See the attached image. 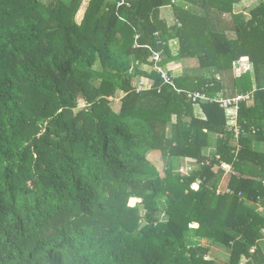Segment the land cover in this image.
Returning <instances> with one entry per match:
<instances>
[{
    "label": "trees",
    "instance_id": "obj_1",
    "mask_svg": "<svg viewBox=\"0 0 264 264\" xmlns=\"http://www.w3.org/2000/svg\"><path fill=\"white\" fill-rule=\"evenodd\" d=\"M118 2L0 0V264H264V0Z\"/></svg>",
    "mask_w": 264,
    "mask_h": 264
},
{
    "label": "built area",
    "instance_id": "obj_2",
    "mask_svg": "<svg viewBox=\"0 0 264 264\" xmlns=\"http://www.w3.org/2000/svg\"><path fill=\"white\" fill-rule=\"evenodd\" d=\"M121 2H123V0H119L118 3H121ZM145 47H148V46L145 45ZM150 59L154 63V69L160 74L161 78L163 79V82L169 85L177 94L184 93L187 99H189L192 102L208 101V100L215 101L219 105V107H221L225 111L226 118H227V122H226L227 130L233 131V136H234L233 141L236 145V150H238V135L241 131V128L237 123L238 107L241 103H246V104L251 103L253 92L252 91L238 92L230 96L218 95L214 98H211L207 96L206 94L199 92V91H186L183 89H179L174 85L169 74L165 71V69L162 66L158 65V62L160 61V53L158 51L151 50ZM239 69L236 68L235 70L237 71ZM150 86L151 84L146 83L145 81L140 80V79L135 83V89L137 92H140L144 89H148L150 88ZM179 170L186 172L187 170H189V167L186 169L180 167ZM228 171L229 169L226 168L225 172L227 173Z\"/></svg>",
    "mask_w": 264,
    "mask_h": 264
},
{
    "label": "rangeland",
    "instance_id": "obj_3",
    "mask_svg": "<svg viewBox=\"0 0 264 264\" xmlns=\"http://www.w3.org/2000/svg\"><path fill=\"white\" fill-rule=\"evenodd\" d=\"M239 8H241V6ZM159 14L161 16H165V18H167V20H170V21H171V19L173 20V18H174L173 9H172L171 6L170 7H164L162 9H160V13ZM82 16H83V14H82ZM77 21H80V20L78 19ZM175 64H179L180 67H182L181 62H178V63H175ZM175 64L172 63V65H170V67H169L170 69H173V71H174V68L176 66ZM239 68H237V69H239V70H237L238 73L242 71V68L241 67H239ZM182 71H183V69L181 68V70L179 72H182ZM191 72H193V71H191ZM176 73L177 72H175V74ZM118 104H119L118 98H116L113 101V103H112L113 108L117 109L118 108ZM79 107H82V106H79ZM214 142H215V139H214V137H212L211 146H214ZM147 157L150 160V162H152L156 166V168L160 172H162L163 166H162V162L160 160V153L158 151H150L147 154ZM179 164H180L179 167H181V166L186 167L187 164H188V167L193 165V163H187V161H185L184 159H181ZM227 179H228V176L225 175L224 179L222 180V182L220 184V189H222V190L226 189L225 188V182H226ZM187 242H188V244H190V240L189 239H187ZM194 242H196L198 244H201L203 246H207L209 248L208 257L212 258L214 260L215 264H227L228 263L229 249L226 246H223V245H220V244H218L216 242L210 241L207 238H202V239L198 238ZM260 245H261V247L263 248V251H264V241H261Z\"/></svg>",
    "mask_w": 264,
    "mask_h": 264
},
{
    "label": "crops",
    "instance_id": "obj_4",
    "mask_svg": "<svg viewBox=\"0 0 264 264\" xmlns=\"http://www.w3.org/2000/svg\"><path fill=\"white\" fill-rule=\"evenodd\" d=\"M174 64H175V63H174ZM170 65H172V63L169 64V67H170ZM175 65H176V66H175V68H174V71L177 72V73H182V72H179V71L181 70L182 67H180L179 64H175ZM178 65H179V66H178ZM179 69H180V70H179ZM257 146L260 147V148H262V147L264 148V143H261V144L258 143ZM184 160H185V159H184ZM185 161H186V160H185ZM202 238H203V237H201L200 239H202ZM207 239H208V238H207ZM261 241H264V238H262V239L259 240V246H260V247H261V245H260V242H261ZM261 248H262V247H261ZM262 250H263V248H262Z\"/></svg>",
    "mask_w": 264,
    "mask_h": 264
},
{
    "label": "water",
    "instance_id": "obj_5",
    "mask_svg": "<svg viewBox=\"0 0 264 264\" xmlns=\"http://www.w3.org/2000/svg\"><path fill=\"white\" fill-rule=\"evenodd\" d=\"M145 224H146L145 222L141 223L140 228L143 227Z\"/></svg>",
    "mask_w": 264,
    "mask_h": 264
}]
</instances>
